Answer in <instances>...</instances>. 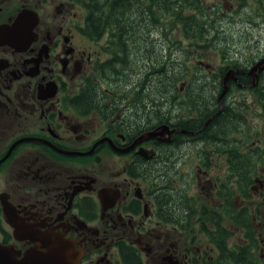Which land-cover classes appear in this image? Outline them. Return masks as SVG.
Segmentation results:
<instances>
[{"label": "flooded vegetation", "instance_id": "flooded-vegetation-1", "mask_svg": "<svg viewBox=\"0 0 264 264\" xmlns=\"http://www.w3.org/2000/svg\"><path fill=\"white\" fill-rule=\"evenodd\" d=\"M133 2L122 21L113 2L0 0V243L62 240L78 264H264L261 39L230 34L211 67L179 22L200 13Z\"/></svg>", "mask_w": 264, "mask_h": 264}, {"label": "trees", "instance_id": "trees-1", "mask_svg": "<svg viewBox=\"0 0 264 264\" xmlns=\"http://www.w3.org/2000/svg\"><path fill=\"white\" fill-rule=\"evenodd\" d=\"M93 4H97V7L99 8L98 12L99 14L103 15V9H104V3H112V15H117L122 21H126L127 19H131L133 15H137V9H139V6L133 2V0H89ZM227 1H235V0H227ZM239 2V4L244 5L247 0H236ZM250 5L253 7V5L256 3L259 7H256V9H260L263 18H264V0H249ZM224 3L222 1H219L218 3L213 4L214 7H221ZM204 3V0H148V10L149 14L151 15H161L162 13H166L170 16V18H180L183 16L193 17L195 14L193 12H198L201 14V19L197 20L195 19L197 16L195 15L191 21L190 24L187 23L189 20H186L184 23L183 21H179L182 25H185V32L187 34L193 33L194 29L193 26L198 27V37L202 41V46L206 48H210L213 46L219 47V34L221 33L220 30V23L218 22V19H209L204 13L209 12L206 9H208ZM187 9L189 10L187 12ZM209 10V9H208ZM102 16L94 19L92 21V24L95 25L97 28H100L102 26L101 23ZM175 21V20H173ZM110 22V21H109ZM218 22V23H217ZM125 25V24H124ZM227 37L224 36V40H226ZM227 45H224L223 48H226ZM186 91H188V87L186 88ZM191 94L190 92L187 93V95ZM185 95V96H187ZM190 97H193L191 94Z\"/></svg>", "mask_w": 264, "mask_h": 264}, {"label": "rangeland", "instance_id": "rangeland-1", "mask_svg": "<svg viewBox=\"0 0 264 264\" xmlns=\"http://www.w3.org/2000/svg\"><path fill=\"white\" fill-rule=\"evenodd\" d=\"M214 1L219 2L220 0H204L206 5H208L207 7L209 10L206 9L207 11L212 12L213 10H215V13L220 15V17H218V22L220 23L221 33L219 35L222 37L225 36V37H227V39L222 40L219 47L223 48L224 45H227V43L229 42L228 40L230 39V34L236 36V39H238L239 38L238 33H241L242 38H244L245 47L250 48L252 46V44L256 43V41L259 39H261V43H260L259 47H264V27L259 28L257 21L251 22L248 19V22H250V23H248L246 21L247 18H245V17L243 18V16H245L246 14L245 15L243 14V16H242V12L238 13L241 16H238V14L236 12L226 14L234 2L222 0V1H224V5L221 6L218 10H216L213 6ZM234 7L239 8L238 4H236V3L234 5ZM255 9H256L255 7H252L249 10V13L253 12ZM235 17H239L241 19L235 18ZM259 23L262 24L261 22H259ZM258 33H259V35H257ZM253 34L257 35V36L253 37ZM177 40H178V38H177ZM216 47H217V45L210 47L212 49V51L206 52L205 54L202 55V58H201L204 61V63H209L211 65V67H214V66L218 67L219 65H221L223 63L222 59H221V58H223V54H221V52L218 51ZM153 57H156V56H153ZM185 71L187 72V76L192 77L194 79L195 71H194L191 63L189 65H186ZM205 73L206 72L203 69L202 75H204Z\"/></svg>", "mask_w": 264, "mask_h": 264}, {"label": "water", "instance_id": "water-1", "mask_svg": "<svg viewBox=\"0 0 264 264\" xmlns=\"http://www.w3.org/2000/svg\"><path fill=\"white\" fill-rule=\"evenodd\" d=\"M21 19L24 14H21ZM264 60L259 62L253 69L252 74L256 70L264 68L262 65ZM232 71H229L225 77V82L231 77ZM225 87L223 94L227 91ZM152 132L149 136H152ZM69 248L62 240L49 238L45 245V251L39 247H32L22 254L21 250L13 245H4L0 243V264H78V260L70 261Z\"/></svg>", "mask_w": 264, "mask_h": 264}, {"label": "bare ground", "instance_id": "bare-ground-1", "mask_svg": "<svg viewBox=\"0 0 264 264\" xmlns=\"http://www.w3.org/2000/svg\"><path fill=\"white\" fill-rule=\"evenodd\" d=\"M255 66H256V65H254V66L251 68V70H250V73H251V74H252V69H253ZM229 71H232V70H229ZM229 71H228V72H229ZM228 72H227V73H228ZM227 73H226V75H227ZM232 74H233V71H232ZM225 77H226V76H225ZM231 77H232V75H231ZM231 77H230V78H231ZM230 78H229V79H230ZM229 79H228V80H229ZM228 80H227V81H228ZM224 81H225V78H224ZM227 81L225 82V87H227Z\"/></svg>", "mask_w": 264, "mask_h": 264}]
</instances>
